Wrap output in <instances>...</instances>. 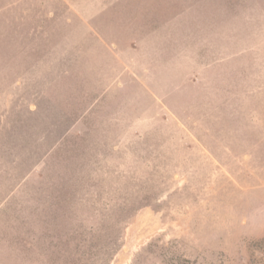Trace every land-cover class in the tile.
<instances>
[{"label": "rangeland", "instance_id": "374dc122", "mask_svg": "<svg viewBox=\"0 0 264 264\" xmlns=\"http://www.w3.org/2000/svg\"><path fill=\"white\" fill-rule=\"evenodd\" d=\"M56 246L264 264V0H0V264Z\"/></svg>", "mask_w": 264, "mask_h": 264}, {"label": "trees", "instance_id": "16d2710c", "mask_svg": "<svg viewBox=\"0 0 264 264\" xmlns=\"http://www.w3.org/2000/svg\"><path fill=\"white\" fill-rule=\"evenodd\" d=\"M68 186H64V189H63V191H64V193L63 194H67L68 193V191H69V189L67 188ZM56 191V190H55ZM56 193H58V191H56ZM59 194V193H58ZM52 208H54L55 207V203H53L52 204V206H51ZM53 210V209H52ZM57 215L56 214H51V215H49V216H45V217H42L41 218V227H42V231L44 230V231H46V228H48L49 226V224H51V223H53V227H54V222L57 220ZM52 220V221H51ZM43 231V232H44ZM56 248H57V261H58V263L60 264V262H59V260H63V256H62V254H61V248L59 249V246H56ZM88 252V251H87ZM76 253L78 254V256L76 257V258H79V259H82V258H84V257H89V256H86V254L84 253V252H82L81 251V249H78L77 251H76ZM88 254L90 255V252H88ZM62 264H63V261H62Z\"/></svg>", "mask_w": 264, "mask_h": 264}]
</instances>
